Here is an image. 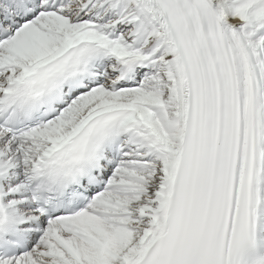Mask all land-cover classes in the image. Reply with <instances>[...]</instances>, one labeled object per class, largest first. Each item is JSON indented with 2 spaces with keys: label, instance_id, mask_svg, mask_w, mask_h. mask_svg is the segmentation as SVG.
Listing matches in <instances>:
<instances>
[{
  "label": "snow or ice",
  "instance_id": "snow-or-ice-1",
  "mask_svg": "<svg viewBox=\"0 0 264 264\" xmlns=\"http://www.w3.org/2000/svg\"><path fill=\"white\" fill-rule=\"evenodd\" d=\"M0 264H264V0H0Z\"/></svg>",
  "mask_w": 264,
  "mask_h": 264
}]
</instances>
